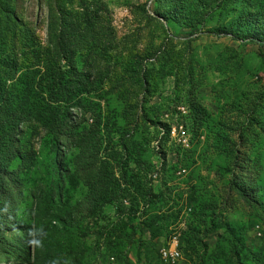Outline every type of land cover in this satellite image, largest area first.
I'll return each instance as SVG.
<instances>
[{"label":"rangeland","instance_id":"obj_1","mask_svg":"<svg viewBox=\"0 0 264 264\" xmlns=\"http://www.w3.org/2000/svg\"><path fill=\"white\" fill-rule=\"evenodd\" d=\"M0 200V264H264V0H0Z\"/></svg>","mask_w":264,"mask_h":264},{"label":"built area","instance_id":"obj_2","mask_svg":"<svg viewBox=\"0 0 264 264\" xmlns=\"http://www.w3.org/2000/svg\"><path fill=\"white\" fill-rule=\"evenodd\" d=\"M188 115L189 112L187 111V114H184V120L181 124H177V126H170L172 129L173 142L177 146L182 147L183 149L190 148L191 137L188 130L185 127ZM256 233L258 238H261L264 232H261V229H257ZM173 251H175V241L169 244V248L164 247L161 249L160 255L162 262H164L165 264H171V255Z\"/></svg>","mask_w":264,"mask_h":264},{"label":"trees","instance_id":"obj_3","mask_svg":"<svg viewBox=\"0 0 264 264\" xmlns=\"http://www.w3.org/2000/svg\"><path fill=\"white\" fill-rule=\"evenodd\" d=\"M61 134H62V133H58L57 136L54 137V139H55V144H57V145H58L59 140H60V138H61ZM0 204L2 205V201H1V200H0Z\"/></svg>","mask_w":264,"mask_h":264},{"label":"bare ground","instance_id":"obj_4","mask_svg":"<svg viewBox=\"0 0 264 264\" xmlns=\"http://www.w3.org/2000/svg\"><path fill=\"white\" fill-rule=\"evenodd\" d=\"M175 256H177L176 253H175ZM175 256H174V255H171V258H173V257H175ZM175 258H176V257H175ZM180 259H181V257H179V260H180Z\"/></svg>","mask_w":264,"mask_h":264}]
</instances>
